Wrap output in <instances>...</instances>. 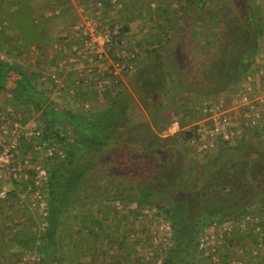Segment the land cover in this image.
I'll list each match as a JSON object with an SVG mask.
<instances>
[{
	"label": "trees",
	"instance_id": "1",
	"mask_svg": "<svg viewBox=\"0 0 264 264\" xmlns=\"http://www.w3.org/2000/svg\"><path fill=\"white\" fill-rule=\"evenodd\" d=\"M103 2L106 8L113 4L112 0ZM178 2L176 12L181 21L178 28L158 32L153 46L149 45V41L136 55L132 54L140 62L150 58L154 64L138 67L139 89L149 97L150 103L145 98L143 100L148 105L153 125L163 129L162 125L170 126L177 120L184 126L166 137L154 133L151 124L138 119L134 110L129 114V109L136 102L125 88L104 85L101 90L117 88L115 92L110 90L115 93L114 96H108L106 92L108 103L104 108L94 106V109L85 111L76 110L69 103L68 107L55 104L42 85L43 73L29 70L26 66L31 63L24 64L13 58L26 59L32 44L41 49L52 40L38 34L37 22L43 15L35 13L32 16L26 5L18 7L19 12L14 13L12 21L17 23L15 27L20 28L24 46L20 48L15 43L1 47L7 57H0V94L11 95L12 100L8 102L18 118L30 120L38 114L34 122L43 140H49L56 149L50 158H43V162L46 159L55 162L50 168L46 164L49 171L42 184L34 182L33 170L17 167L19 163L16 159L12 164L31 177L25 179L23 176L17 188L22 186V191L29 194L40 189L42 196L45 195L47 207L41 210V199L33 198L37 205L36 218L19 205L16 189L7 191L5 198L0 197V211L8 207L9 212L21 213L16 222L21 227L20 232L12 234L11 227L0 226V264H15L18 256L24 255L26 260L22 264H122L123 256L135 255L130 249L126 251L130 234L122 231L118 235L121 237L119 240H112L108 236L109 230H113V225L120 220L112 217L106 223L105 217H109L114 208L101 206L122 205L124 212L128 203L136 201L142 207L157 208L155 213L163 215L172 224L174 247L165 256L164 264H196L194 255L201 244L199 237L204 235L203 228L212 214L223 213L237 219L249 212L250 205L257 200H261L264 206V127H249L246 139H220L216 162L225 161L228 153L232 152L240 168L231 176L212 179L207 169L203 172L204 168L189 157L190 144L198 138V132L195 124L188 125L196 119L188 117L190 113L181 115L182 111H191L199 105L201 112L198 115L201 118L204 108L218 105L215 100L208 101L211 96H228L235 88L240 90L248 83L250 68L260 53L259 44L264 35V5H258V0ZM3 5L5 0H0V13L7 8ZM47 5L52 13L62 8L58 0H48ZM162 10L167 13L166 9ZM170 22L168 20L166 25L169 26ZM119 27L124 39L130 27L124 23ZM7 29L5 25L3 30ZM181 42L189 43L182 45ZM177 45L181 46L179 52L182 53L176 51ZM195 53L204 54L201 65L194 63ZM67 54L64 52L62 57ZM113 58L120 57L113 55ZM154 70L160 72L155 78H164L161 96L150 82L153 76L147 74ZM195 94L203 97L205 102L193 104ZM173 111L177 116L170 119L169 113ZM122 128L132 131L119 134L118 129ZM260 135L263 139L258 141ZM27 144H23L21 153L30 149ZM246 146H251V150H246ZM241 148H244L243 152ZM118 154H123L124 161L134 168L132 175L117 169L125 164L123 159H116ZM22 156L26 159L29 155ZM30 158L31 163L41 162L37 156ZM132 176L139 177L141 182L136 186L130 185L127 178L129 181ZM195 190H202L201 198H205L209 208L207 215L194 225L193 235L188 236L192 243L189 246L192 253L188 258L180 254L183 244L187 243L183 235L186 234V231L183 232V221H189L186 201H196ZM236 211L238 215H233ZM128 212H124L125 217ZM260 213L263 214L259 223L264 225V207H261ZM67 215L71 225L65 221ZM5 216L9 218L7 220L13 219L12 213ZM42 220H47V223L42 224ZM101 245L105 249L99 253L98 246ZM12 249L15 252L8 255ZM104 251L109 253V259L106 262L104 258L103 263H98L96 256L99 253L105 257ZM34 255L38 259L29 261ZM140 260L139 256H134L132 264H141Z\"/></svg>",
	"mask_w": 264,
	"mask_h": 264
},
{
	"label": "rangeland",
	"instance_id": "2",
	"mask_svg": "<svg viewBox=\"0 0 264 264\" xmlns=\"http://www.w3.org/2000/svg\"><path fill=\"white\" fill-rule=\"evenodd\" d=\"M9 3L11 0H8ZM65 1V0H64ZM77 4V9H86L87 11L85 12L86 15L93 16L95 18H98L99 21H101L104 26H120L124 24H128L130 27V31L125 35L124 37V42L122 45L119 47V49H114L112 50L111 48L106 50V54L109 55L110 59L113 60V55H119L117 54V51L122 53V58L124 59V62H127L129 60L130 54L136 55L137 51H140V49L145 47L149 41V45L153 46L156 38V34L158 32H166V30H169L170 28L176 29L178 28L179 24L181 23L178 13L176 12L177 5L179 4L178 0H171V2H166V0H117L115 3H113L109 8H106L105 6L103 9L102 7L99 6L98 2L96 0H79ZM103 1V0H99ZM23 5H28L29 11L31 10L30 5H36V9L40 8L38 12L40 14L46 12L45 15L41 16L38 19L37 25L39 27L46 31V26L45 24H49V31L53 30L58 25H62L63 23L67 22L68 19L71 17H74L77 15L76 12H73L70 10V6L67 8L62 9L60 7V10L62 13L58 15H54L55 13L59 12L57 10L54 11V13H51L49 5H44L42 4L43 2H46V0H22ZM29 3V4H28ZM104 4V2H103ZM258 5H264V0H258ZM160 5H161V10H160ZM15 7V5H13ZM99 7V9H98ZM16 8V7H15ZM47 8L48 11H47ZM76 9V10H77ZM162 9H166V12H162ZM67 10V11H66ZM261 10V9H260ZM11 12L12 9L9 7L8 12ZM84 12L82 11V15L80 17H83ZM1 17V15H0ZM170 22L169 26L166 23ZM2 23H0V57H7L5 52H3L1 47H9L11 46V43L7 41L6 35H11L10 32H5L2 28ZM64 27V26H61ZM67 30V28H65ZM47 32V31H46ZM65 32V31H64ZM60 33V32H59ZM63 33V32H62ZM61 33V34H62ZM48 36V35H47ZM46 36V37H47ZM100 34H96L95 37L100 40ZM198 37V35H197ZM56 40V39H55ZM62 41V39H60ZM60 40H56L51 42V44H47L45 47H42L41 49H34L31 47V49L27 53L26 59L24 58H19L18 57H13L14 60H19L21 63L24 64H29L31 65H25L29 70L33 71H39L42 72L43 75L41 76V79L44 77L47 79H50V77L53 74H58L59 79L62 80V83L65 85L56 87L55 91H53V94L49 95L51 100L54 101L55 104H59L60 107H68V102L66 99V65H73L68 62V59L66 60L65 57H62L63 51L60 52ZM186 41H190L189 39L186 38ZM7 45H6V43ZM182 45L189 43V42H181ZM127 46H124V45ZM36 45V44H34ZM57 45V46H56ZM260 53L258 54L256 58V62H254L251 65V72L252 71H257L259 72L260 69L264 68V35L262 39L260 40ZM101 48V47H100ZM176 51L179 52L181 51L179 48H181L180 45H177ZM102 49V48H101ZM66 53V52H65ZM182 53V52H179ZM69 55L72 53H68ZM194 63L196 62V65H201L202 60L204 58V54H199L195 53L194 54ZM61 57V58H60ZM112 57V58H111ZM9 58V57H8ZM75 61L70 60L71 62H76L77 65H89V63L81 64V57L79 56H72ZM24 59V60H23ZM109 59V62L111 63ZM132 57V65H135V67L132 69V84H130V79L128 80L129 76L127 74L129 72L123 73V78L124 81H122V85L120 87L125 88L131 96H133V99L135 100V104L133 108L129 109V114H132V111L134 110L135 113L134 115H138V119L141 121H147L149 124H151L154 133H156L160 137H166L169 134H174L175 132L179 131V129H174L170 125V129L167 131H164L160 128H156L153 125L151 115L148 113V105L144 104V98L146 101L150 103V101L147 99L149 98L148 96L146 97L145 94L143 93L142 89H139L140 85H137L135 82L133 83V80L135 79L136 76H134L133 73H135V69H138L139 65H154L151 61L150 58H147L144 61H138ZM130 64V65H131ZM195 65V64H194ZM42 66V69L41 67ZM39 68V69H37ZM41 70V71H40ZM43 70V71H42ZM157 70H154L153 72H148L147 74L152 75L150 82L153 84V88H155V92H158L159 96H161L162 92V85L164 84V78L161 76L159 78H155L156 75H158ZM258 75H255L253 77L254 81H259ZM52 79V78H51ZM249 83H251L250 80ZM249 83H246L242 88L240 87V90L235 88V91L230 93L228 96H218V95H213L211 96V99L208 101L215 100V102L219 103L218 106H224L226 103H228L230 106H236L237 102L235 100L239 99L240 94H243L246 92L247 87ZM253 84V83H252ZM254 85V84H253ZM245 87V89H244ZM81 88V87H80ZM79 88V89H80ZM77 91L79 89L75 88ZM8 95L5 93L0 94V112H5L7 109L3 110L2 106L6 103V99ZM215 97V98H214ZM233 98L234 102H230L228 99ZM155 98V96H154ZM151 97L152 101L155 102V99ZM195 101L194 102H203L204 98L199 96V95H194ZM150 99V100H151ZM108 99L105 98L104 101H100L99 103H95L94 101H90L88 106L86 104L82 103H77L75 104L76 106L74 107L76 110H85L87 111L88 109H94V106H100V107H107V101ZM160 100V98H159ZM207 101V100H206ZM151 102V103H153ZM205 102V101H204ZM8 103V102H7ZM101 103V104H100ZM10 109H13V106L11 103H8ZM11 104V105H10ZM100 104V105H98ZM137 109L136 108V105ZM178 104V102L176 103ZM192 104V105H193ZM155 105V104H154ZM58 106V107H59ZM12 107V108H11ZM73 107V106H71ZM149 107H151L149 105ZM199 107V108H197ZM152 109V107H151ZM257 114L258 113H263V109H259V107L256 109ZM137 111V112H136ZM204 115L203 117H199L198 113L201 112V107L194 106L193 110L189 111H182L181 115H187V113H190V118H195L194 123H190L188 126L192 124H202L205 122L208 117L205 112V108L202 110ZM139 113V114H138ZM34 114V113H33ZM32 114V115H33ZM264 114V113H263ZM170 119H173V117H176L177 115L174 114V111L169 113ZM34 117L31 118V120H34L38 117V114H34ZM140 117V118H139ZM117 118V116H116ZM257 118L256 114H252V116H244L242 113L239 115V127L241 129L239 139H246V131L248 128H253L254 124H250V120H255ZM132 124V122H131ZM263 124V120H262ZM0 127H1V122H0ZM256 127V126H254ZM1 129V128H0ZM247 129V130H246ZM119 134H128L127 132L132 131V129H127V128H122L118 129ZM248 132V131H247ZM1 133V130H0ZM261 136V137H260ZM258 136L259 140H262V136ZM235 139H232L231 141H234ZM251 143V142H249ZM254 144V143H253ZM251 145V144H250ZM246 150H251V146H246ZM218 144L213 148L209 150H199V146L197 143H191L189 147V157L191 158V161L196 163V165L202 166L204 169L203 172L208 171V175L210 174V177L212 179H219L223 177H228L231 176L234 172H236L240 166L238 163L235 162V157L232 156V152L228 153V155L225 158V161H221V163L216 162V155L218 153ZM34 151V150H33ZM241 151H244V148H241ZM30 152V149L26 152L27 154ZM234 152V151H233ZM237 152V151H235ZM25 152L22 154L26 155ZM24 159V157H21ZM65 158V157H64ZM116 159L119 161L120 159H123L124 167L118 166V170L122 171L124 174L130 173L132 175V170L134 168L130 167L129 164H127L124 161V156L123 154H118L116 156ZM44 164H47L48 167L52 166L54 164L53 159H49L44 161ZM212 167V168H211ZM140 176V175H138ZM126 178V177H125ZM127 182L130 183L132 186H136L141 182V179L136 176H132L129 181L127 178ZM21 189V188H19ZM240 189V188H239ZM22 198L21 196L18 197L19 205L24 209H28L30 215H34L37 218V214L35 212V209L37 208L36 202L33 200L34 197H31L28 192H22ZM194 197H196V201L189 203L186 201V204L189 206V212H188V217L189 221H183V232L186 234L184 235V238L187 239V243L183 244V247L181 248L180 254L182 256L188 257L191 255L192 252H190V245L191 243V238H188L193 233L194 225H196L197 221L201 219V217L206 216L207 211L209 206H207L206 202L204 201L205 198H201L203 195L202 190H195L193 192ZM43 197V202L41 200L40 203V209L45 210L47 207L46 200H45V195ZM228 197H231L230 194H228ZM203 199V200H202ZM23 200V202H21ZM261 200L255 201L253 204L250 205V208L248 209L249 212L245 213L244 215H239V218H234L232 216L228 217L227 214L219 213L217 215L212 214L210 216V219L206 222V225L203 228V233L204 235H201L199 237L200 242L204 243L202 246L200 245L197 251H195L194 259L196 264H264V225L259 223L260 216H262L263 213H260L261 207H264ZM118 202V201H117ZM137 202V201H136ZM136 202L128 203L127 206L124 208V212L126 213L127 211L129 214L124 215L123 210L121 209V206H116L115 204L112 205H106L103 204L101 207H107V208H114V211L111 212L109 217H105V221L110 222V219L112 217H117L119 219V223H115L113 226V230H109V237H111L112 240H119V233L122 231H126L130 234L129 239H128V248L126 251H134L133 257H140V262L141 264H152L154 261L151 260L150 258L153 256L154 259L160 258L159 256H163L165 259V256L168 254L169 250L174 247V238H173V232L172 235L168 238L167 241H165V230L160 228V223L157 224L156 222L159 221V218L162 219L160 222L166 223V225L172 226L171 222L169 219H165L163 215H160L158 213H155L158 209L157 208H150L148 206L142 207ZM119 203V202H118ZM117 204V203H116ZM20 207V208H21ZM94 207V206H93ZM6 208V207H5ZM92 208V207H90ZM127 210V211H126ZM9 208L5 211H0V226L4 228L11 227L12 228V234L18 233L21 230L20 226H17L16 222L20 219L19 214L21 213H14L12 210L9 212ZM22 211V210H20ZM184 210H182L183 212ZM158 212V211H157ZM9 213H12L13 219H9L7 217L4 218L5 215H8ZM233 215H238V211L234 212ZM6 217V216H5ZM230 218H232L230 220ZM26 219V218H25ZM25 221V220H24ZM43 221V220H42ZM66 222H68L71 225V221L68 218V215L66 216L65 219ZM37 223V221H36ZM47 223V220H44L42 224ZM149 228V232H147V229ZM173 230V228H172ZM193 235V234H192ZM155 236H157V239L155 240ZM4 240V239H3ZM134 247V250L132 248ZM105 249L104 245L98 246L99 253ZM130 249V250H129ZM97 250V251H98ZM15 252V249H12L8 252L9 254H13ZM138 254H137V253ZM211 253V254H210ZM104 258L107 260L109 259V253H106L104 251ZM222 255V257L220 256ZM20 255V254H18ZM17 255V256H18ZM24 255V254H21ZM128 255V256H127ZM123 256V262L122 264H132V255L130 253ZM180 255V256H181ZM9 257V256H8ZM19 258L16 259L14 262L15 264H22L26 260V255L24 256H18ZM16 258V257H15ZM38 259L36 255L32 257L29 261H34V259ZM14 259V258H13ZM135 262V261H134ZM133 262V263H134ZM101 263H103L101 261ZM9 264V263H6Z\"/></svg>",
	"mask_w": 264,
	"mask_h": 264
},
{
	"label": "built area",
	"instance_id": "3",
	"mask_svg": "<svg viewBox=\"0 0 264 264\" xmlns=\"http://www.w3.org/2000/svg\"><path fill=\"white\" fill-rule=\"evenodd\" d=\"M117 0H112L115 3ZM100 7H103V1H98ZM75 30L81 36V41H83L82 48L80 53L85 52L87 54V59L89 61V65L93 68L94 73H97L99 77L103 80V84L105 85L108 81L118 85L120 79L123 76V73L132 71L133 65L129 64L132 62V54H130L129 60L124 62V59L121 57L124 51H117L119 55V59L111 60L109 55H107L106 50L111 48L119 49L121 44L124 42V39L121 37L120 27L118 26H104V24L93 16H87L82 19L79 23L75 25ZM96 34H100V38H102L99 42ZM102 49H101V48ZM112 58V57H111ZM109 59L111 63L109 62ZM92 71V72H93ZM91 72V73H92ZM259 75L261 76V85L260 87H254L252 83H249L246 89V92L240 94L237 105L231 109H224L221 106L216 105L205 108L206 115L208 119L202 124H196L198 138L193 141V143H197L199 146V150H209L213 149L218 141L221 139L222 141H231L232 139H236L240 136L241 129L239 127V115L242 113L245 117L252 116V114H256L257 118L255 120H250V124H254V126L264 127V68L259 70ZM52 78V79H51ZM58 74H53L50 79L44 77L41 79L43 87L48 90V95L53 94L56 87H60L65 85L62 83V80L59 79ZM252 77H248V80H251ZM81 81H79L78 84ZM74 88V87H73ZM76 88V87H75ZM73 89V94L75 96L74 100L71 99V102L68 100L70 106H75L77 102V90ZM251 92H257L255 96H252ZM89 105V104H86ZM263 109V113L257 114V108ZM1 119V139H0V169H8L14 166L12 165L15 161V157L21 152V148L23 144L28 142V146L30 147V152L28 153V159L24 158L21 161V165L23 168L31 169L34 174V182L36 185L42 184L44 180L47 179L48 167L45 162H43L44 157H49L53 155L55 146L50 145L49 140H43L41 131L37 128L34 120H24L18 118V114L15 113V110L9 109L6 112H0ZM263 120V124H262ZM171 127L174 129L181 130L184 128L180 124L179 121H173L171 123ZM25 142V143H24ZM34 150V151H33ZM37 156L41 160L38 163H31L30 157ZM16 170V169H15ZM18 170V169H17ZM16 170V171H17ZM20 179L31 178L28 173L21 175L20 173H15ZM7 194V190H0V197L5 198ZM34 198L43 199L40 189L34 191L33 194H30ZM43 202V200H42ZM43 205V203H41ZM156 222L160 223V228L165 230V241L172 235V226L169 224L166 225L164 222ZM155 240L157 236L154 237ZM204 243L202 242L200 245L202 246ZM160 258L154 259L153 256L150 258L154 262L152 264H164L163 256H159Z\"/></svg>",
	"mask_w": 264,
	"mask_h": 264
},
{
	"label": "crops",
	"instance_id": "4",
	"mask_svg": "<svg viewBox=\"0 0 264 264\" xmlns=\"http://www.w3.org/2000/svg\"><path fill=\"white\" fill-rule=\"evenodd\" d=\"M58 1L60 2V4H62V9L67 8V7L70 6L71 7L70 10H72L73 12H76L77 15L74 16V17H71L70 19L67 20V22L63 23L62 25L56 26L55 28H53V30H50V31H49V24L48 23L45 24L47 32L42 30L39 27V25H37L38 26L37 27L38 28L37 31H38L39 36H42L43 38H45L47 35H48L47 37H49V38L51 37L52 38V40L50 42L46 43L43 47H45L49 43L51 44V42H53V41L62 39V41L60 40L61 41L60 42V52L63 51V52H66V53H72L70 55L69 54L65 55V59L66 60L68 59V62H70V64H73V65H66V70H67L66 75H68L66 77V80H68V81H66V83L68 82L66 84V92H67L66 93V99H67V101L69 100L71 102V99L74 100V97L76 96V94L74 96V94L72 92H73V89L75 87L77 89H79L81 87L79 89V91H77V102H80L82 104H88L90 101H94L95 103H99L100 101H104L105 98H106L105 97L106 96V92H107L108 96H112V95L114 96L115 93H113V92H115V90H117V88L110 89L111 91L114 90L113 92H111L110 90L109 91L105 90V89L101 90V89H103L102 87L104 86V85H102L104 79H101L97 73H94L93 70H92L93 72L91 71V69L93 68L91 65H77L76 62H71L70 61V60L75 61V59H73L72 56H74V57L79 56V57L82 58L81 59V64L82 63H85V64L89 63V61L87 59V54L85 52H83L81 54L80 50H78V49L82 48L81 44L83 43V41H81V36H79V33H77V31L75 30V25L77 23H79L82 19H84L85 17L88 16V15L85 14V12L87 10L85 8L84 9H79V8L77 9L76 7H77V4H78V1H76V0H65V1L64 0H58ZM80 1L81 0H79V2ZM96 1L98 2L99 0H96ZM92 2H93V0H92ZM47 3H48V0H46V2H43L42 4L47 5ZM13 5H15L16 8L13 7ZM21 5H23L22 0H11L10 3H9L8 0H5V5H3V7L6 6L7 8L4 11L2 10L1 13H0V15H1L0 23L3 24L2 28L6 25V27H8V29L5 32H7V33L10 32L11 33V35H6V37L8 36L7 37V41L10 42L11 44H15L16 43L15 45H18L20 48L24 46V37L20 33V28L18 26L15 27L17 23L15 21L14 22L12 21V17L14 15V13L19 12L18 7H20ZM26 6H28V5H26ZM30 6L32 7L31 10H30L32 16H34L35 13L37 15H45L46 14V12L40 14V12H38L40 8L36 9V5H30ZM104 6L105 5H103V7ZM9 7L12 9L11 12L10 11L8 12V8ZM103 7L101 9H103ZM48 9L49 8H47V11H48ZM98 9H99V7H98ZM57 11H59V12L55 13L54 15H58V14L62 13V11H60V10H57ZM82 11L84 12V14H83V17H80L82 15ZM61 26H64V27H61ZM65 28H67V30ZM56 42H58V41H56ZM6 45H7V43H6ZM31 47H33V48L35 47L34 49H38V45L37 44L36 45L32 44L29 49H31ZM143 66L144 65H141V68ZM134 67H135V65H133V68ZM132 72L133 71H129V73L127 74V76L130 75L129 78H128V80L130 79V84H132ZM133 74H134V76H137L133 80V83L135 82L137 85H139L140 84V79L138 78V69H135V73H133ZM255 75L260 76L259 73L254 70V71L251 72V74H249L248 77H252L250 81H251V83L254 84V87L255 86L256 87H260L262 78L260 76L259 77V81L255 82L254 79H253V77ZM142 76H146V74L142 75ZM122 78L120 79L118 85L113 84V83H111L109 81L105 85H110L111 84V85H113V87H118L119 88L120 85L124 84V83H122V81H124V79L122 80ZM146 78L147 77H145V79ZM79 81H81L80 82L81 84H78ZM92 85H95V86H92ZM120 88H122V87H120ZM250 94L252 96H255V94H257V92H251ZM7 98L8 99H6V103L2 106V108H3V110L7 109L6 111H9L10 107L8 106L9 105L8 103L12 100V97H11V95H8ZM228 100L230 102L232 101V103L234 102L233 98H229ZM236 101H237V99L235 100V102ZM75 106H73V107H75ZM86 106H88V105H86ZM223 108L224 109H231V108H233V106H230L227 103L226 105H224ZM162 128H163L162 130H164V131L168 130V129H166V126H164V125H162ZM0 139H1V133H0ZM18 155H19V157L17 156L16 162H18L19 165L17 167L22 168L23 166L21 165V161H23V159L21 157H22L23 154L20 152ZM12 168L13 167L8 168V169H0V186H1L2 189H5L7 191H11L12 189H16L17 197L21 196V198H22V194L21 193L22 192H26V191H22V186H19L21 189L17 188L16 185L21 180H20V178L18 176H16L15 173H20L21 175H23L26 172H24L22 169L19 171V170H17L16 167H14V171H13ZM21 202H23V200H21ZM4 210H6V208ZM1 260H3V258H1ZM96 260L98 261V263H100L101 261H104L103 255L100 256V254L98 253V255L96 256Z\"/></svg>",
	"mask_w": 264,
	"mask_h": 264
},
{
	"label": "water",
	"instance_id": "5",
	"mask_svg": "<svg viewBox=\"0 0 264 264\" xmlns=\"http://www.w3.org/2000/svg\"><path fill=\"white\" fill-rule=\"evenodd\" d=\"M166 129H168V130H169V127H168V126H166Z\"/></svg>",
	"mask_w": 264,
	"mask_h": 264
},
{
	"label": "flooded vegetation",
	"instance_id": "6",
	"mask_svg": "<svg viewBox=\"0 0 264 264\" xmlns=\"http://www.w3.org/2000/svg\"><path fill=\"white\" fill-rule=\"evenodd\" d=\"M169 127V129H170V126H168Z\"/></svg>",
	"mask_w": 264,
	"mask_h": 264
}]
</instances>
